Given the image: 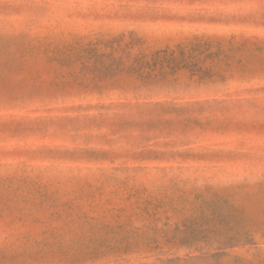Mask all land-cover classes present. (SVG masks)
Segmentation results:
<instances>
[{"label": "rangeland", "instance_id": "rangeland-1", "mask_svg": "<svg viewBox=\"0 0 264 264\" xmlns=\"http://www.w3.org/2000/svg\"><path fill=\"white\" fill-rule=\"evenodd\" d=\"M0 264H264V0H0Z\"/></svg>", "mask_w": 264, "mask_h": 264}]
</instances>
